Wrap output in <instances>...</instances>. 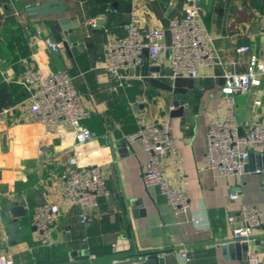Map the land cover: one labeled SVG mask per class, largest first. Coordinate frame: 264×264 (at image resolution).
I'll return each instance as SVG.
<instances>
[{
    "label": "crops",
    "instance_id": "0c3cea01",
    "mask_svg": "<svg viewBox=\"0 0 264 264\" xmlns=\"http://www.w3.org/2000/svg\"><path fill=\"white\" fill-rule=\"evenodd\" d=\"M43 1L0 0V101L6 102L0 110L11 109L0 123V256L12 253L14 264H103L112 256L134 261L136 254L163 249L174 264H182V252L185 264H242V248L223 250L222 241L232 239L246 203L263 214L249 251L259 249L264 264V185L258 173L264 142L250 147L244 172L235 176L211 168L206 156L209 126L229 114L241 133L264 124V73L233 103L222 90L224 73L245 72L251 55L264 60V0H193L212 38L215 62L202 65L195 78L172 79L153 71L146 56L122 81L106 69L109 40L125 35L131 23L143 35L164 29L169 40V22L183 15L187 0H117L116 8L114 0H65L59 15H30L28 8ZM45 38L58 42L59 50L49 49ZM241 46L249 50L241 52ZM158 62L170 68L167 50ZM25 65L41 75L32 87L56 70L70 72L91 112L84 120L91 139L77 144L67 123L45 124L31 112L30 92L19 82ZM177 95L185 96L182 106L174 105ZM142 117L167 124L174 138L182 161L167 158L166 175L188 195L186 213L176 214L157 187L143 182L146 152L126 139ZM72 156L79 167L99 166L111 192L97 209L87 210L85 223L79 206L63 193L62 174ZM232 193L238 197L231 199ZM16 200L26 209L17 223L4 212L5 202ZM44 202L59 207L49 243L40 242L33 225L35 207Z\"/></svg>",
    "mask_w": 264,
    "mask_h": 264
},
{
    "label": "built area",
    "instance_id": "2783aa9c",
    "mask_svg": "<svg viewBox=\"0 0 264 264\" xmlns=\"http://www.w3.org/2000/svg\"><path fill=\"white\" fill-rule=\"evenodd\" d=\"M200 7L187 0L184 13L174 17L168 25L169 40L164 29L152 28L145 35L134 24L128 25L127 32L121 37L108 42L109 74L117 81L130 76L132 70L143 65L146 56L152 66H160L159 54L167 50L170 78H195L199 68L213 64L216 53L212 38L207 33L199 17ZM264 25V14L260 15ZM45 44L52 51L59 50V43L52 38H45ZM248 46H241L239 51L246 52ZM258 72L264 73V60L251 55L247 70L243 73H224L222 90L227 94L229 103L234 102L238 92L248 91L257 80ZM152 76H161L152 72ZM41 75L31 66L25 65L19 82L30 92V110L45 124L63 121L75 133L76 143L82 144L92 138L93 133L85 126L84 120L91 112L83 104L81 94L73 76L68 70H56L46 76L42 82L32 87ZM9 107L0 110V123L10 113ZM128 142H138L146 152L147 162L143 171L146 187H157L173 207L176 214L186 213L189 209V197L183 190L174 186L166 175V160L169 157L182 161L175 146V141L168 125L157 121H148L143 117L138 120V128L127 136ZM264 142V124L255 122L245 133L238 129L236 117L229 114L223 122L213 123L206 134V156L209 166L224 176H235L244 172L251 146ZM43 154V150L40 151ZM74 156L68 160V166L62 174L63 193L80 208L79 218L87 221V210L97 209L102 198L111 192L106 180L101 175L99 166L82 168L76 165ZM237 193L230 194L236 199ZM59 207L55 203L44 202L35 207L33 225L38 231L41 243H49ZM240 220L232 230V239L251 243L255 241L257 228L263 223V214L256 206L242 203L239 209ZM233 220V216L229 217ZM185 262L186 252L181 253ZM0 264H14L13 254L8 252L0 256ZM242 264H262L261 251L253 249L248 252Z\"/></svg>",
    "mask_w": 264,
    "mask_h": 264
},
{
    "label": "water",
    "instance_id": "95a60500",
    "mask_svg": "<svg viewBox=\"0 0 264 264\" xmlns=\"http://www.w3.org/2000/svg\"><path fill=\"white\" fill-rule=\"evenodd\" d=\"M118 5V1L114 0L113 2H111V6L116 8ZM66 10V6H65V0H45L39 4L30 6L28 8V12L30 15H48V14H52V15H59L63 12H65ZM105 18V15L102 16V19ZM67 18H61L60 22L63 25L64 29H68V31H70V26H67L65 23L67 22ZM103 23V20H99L98 28L101 26V24ZM248 42L247 40H243V44L246 45ZM153 71H160L161 73H166L167 75H171L172 74V70L170 68H164L161 69L158 66H154L151 68ZM176 99H178L179 101H175L174 105L175 106H182V104L184 103L185 100V96L184 95H177ZM183 108H180L179 110H177L176 112H173L174 114L176 113H181ZM252 154L249 153V158H251ZM259 157L261 158V162H260V169L261 171L258 172L261 174L262 176V180H263V185H264V151L263 153H261L259 155ZM5 207H4V212L6 214H8V217L10 218L9 221L11 222H15L17 223V219L23 217L26 215V209H25V204L24 202H19V200L13 201V202H5ZM251 243H240L239 241L236 240H224L222 241V249L223 250H231L233 248H242L243 250V255L245 257V259L247 258V254L249 251V245L252 244ZM167 250H163V249H159V250H155L152 252H149L147 254H136L134 255L135 260L131 261H117L119 258L118 256H112L108 259H106L107 262L103 263V264H174L172 257L168 256L166 253ZM93 263L98 264V260H92ZM182 264H185V260L182 258L181 260Z\"/></svg>",
    "mask_w": 264,
    "mask_h": 264
},
{
    "label": "trees",
    "instance_id": "16d2710c",
    "mask_svg": "<svg viewBox=\"0 0 264 264\" xmlns=\"http://www.w3.org/2000/svg\"><path fill=\"white\" fill-rule=\"evenodd\" d=\"M106 1H109V0H106ZM3 88H1L0 90H2ZM6 105V102L5 101H0V107L2 106H5Z\"/></svg>",
    "mask_w": 264,
    "mask_h": 264
}]
</instances>
